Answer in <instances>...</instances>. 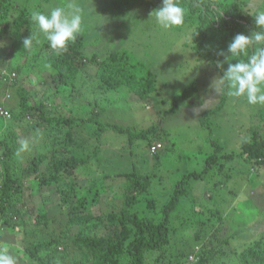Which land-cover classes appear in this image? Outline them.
I'll return each instance as SVG.
<instances>
[{
	"label": "rangeland",
	"instance_id": "rangeland-1",
	"mask_svg": "<svg viewBox=\"0 0 264 264\" xmlns=\"http://www.w3.org/2000/svg\"><path fill=\"white\" fill-rule=\"evenodd\" d=\"M17 1L20 2V0ZM47 1L44 8L50 9L56 5L63 7L62 4L69 2V0ZM82 1L84 2V0ZM91 1L99 7H107L103 0H88L83 5H89L92 3ZM259 1L253 0L251 4L249 3L253 10ZM78 2L81 5V0ZM31 3L36 10L40 8L36 0ZM121 4L123 7H127L126 3ZM115 9L112 8L106 15L107 18L101 22V44L87 47L84 51L90 52V55L96 52L99 58L115 50L129 54L132 52L133 62L136 64L140 61L136 65V72L151 71L157 76L158 95H152L147 100H142L127 89H119L116 90L118 92L111 93L107 97L101 96L99 100L94 99L95 94L92 91L98 87V81L94 75L99 66L98 64H88L87 72L79 78L77 87L72 90L74 95L72 97H65V95L56 97L53 81L55 71L48 66L42 70L43 59L35 65L28 62L29 59H34L32 53L28 51L27 54L24 52L14 53L12 25L6 31L0 27V72L8 74L9 66L15 69L18 84L22 83L25 88L30 90V103L35 105L41 100L47 101L48 99L50 104L53 103L55 106V113L51 114L52 116L61 114L71 119L83 120L95 117L106 124L115 123L123 127L134 126L138 130L159 127L158 135L156 137L152 135L157 142L163 144L164 149L160 151L158 158L150 154L145 140H138L131 146L129 136L122 137L110 130L104 133L105 137H103V146L101 147H113V149L117 147L108 160H112V164L119 160L120 164L124 161L122 168H127L128 172L136 166L141 173L151 176L153 188L157 193L164 194L168 191L176 193L184 189L188 191L186 194L184 192L182 196L184 198L181 200L183 204H178L174 216H172L170 224L172 245L168 248L169 258L173 256L174 250L176 252L178 242L184 240V236L194 235V232L199 228L197 225L191 226V217L202 219V221L205 219L213 221L216 224L214 226L212 223L213 228L221 227L223 229V232L219 234V237L223 238L229 237L234 230L242 232L243 228H246L250 231V228L254 226L257 233L261 232L264 228V184L262 181L256 183L257 176L255 174L261 172L259 175L264 176V165L260 167L262 169L260 170L246 164L240 156V148L244 141L250 138V129L260 123L261 116H258V113L261 115L264 106L249 105L246 99H233L227 95L224 84L219 81L214 84L217 79L223 77L227 70L228 62L226 56L221 55V52L227 53L229 43L222 41L224 37L214 38L216 32H212L211 40L208 39L205 45L207 55H203L202 48L197 49L196 45L190 42L191 29H188V24V27L165 31L156 24L155 17L147 19L146 16L140 21L141 16L135 11L131 12L129 17L127 15L129 12L122 13L121 17H116L111 15ZM125 11L127 12V9ZM13 14L16 15V12ZM126 16L128 19L125 22ZM83 27L84 29L89 28L87 25ZM118 38H122V41ZM37 43L40 44V42ZM46 52L50 51L46 50ZM205 56H210V60ZM232 63H236V61L233 60ZM1 79L4 81L3 77ZM192 84L197 89L195 96L184 102L176 103L174 99ZM66 94L69 96L70 89ZM9 95L10 97L7 98ZM19 99L18 87L2 85L0 102H4L12 111L10 118L0 119V140L5 139L3 146H0V173H4L3 163L10 157L4 155L7 153L5 147L13 149L12 165L17 168L25 165L24 153H21L20 156L16 155L22 141H29L28 152L46 153L50 150L44 145V137H40L38 131H34L32 120L35 119L30 116L21 117ZM197 109L201 110L197 111ZM171 110L174 111L170 112ZM74 132L76 140L81 146H88L93 150L99 145L96 140L97 135L94 134V131H89L87 126L81 125V127L75 128ZM107 136H109L108 141L106 140ZM255 136L256 142L264 145V136L260 134ZM5 142H7V146H5ZM118 147L126 151H120L121 149ZM218 147L221 152L216 154ZM85 152L90 153L84 149ZM232 154L235 159L232 162L225 161V155ZM120 155L121 157H119ZM210 157L215 160V164H211L208 168L210 171L222 173L221 169L224 173L231 175L228 184L221 188L214 186L216 177H212V172L199 180L192 178L191 182L190 176H187L202 171L206 167L207 161L211 159ZM103 158L104 156L100 159H92L87 168L78 171L80 189L89 187L90 178L99 181L97 182L98 186L103 188V179L108 173L107 170H102L106 160ZM185 177L189 183H186ZM3 178L0 175V183ZM222 179L226 180L224 176ZM125 182V178L109 181L111 185H114V189L111 191L102 190L100 194H97V199L100 202L93 200V213L101 214V212L110 210L121 211L127 203ZM30 186L31 189H28ZM159 194L154 195L159 200L158 208H161L170 197L166 196L167 199H165ZM245 196L248 200L244 199ZM153 198L155 197L151 196L150 201ZM61 199L56 185L41 184L32 188V185L28 184L22 193V202L27 208L24 211L28 212L23 214L20 222L29 228L36 222L31 218L32 214L35 217L47 213L52 218L56 217L48 234L53 232L59 236L61 230L65 228L62 223L68 220L67 215L63 214L65 208L61 204ZM148 202L143 201L137 206L139 215L160 219L157 212L148 209ZM203 205L205 208L201 207ZM202 209L204 215L201 217L198 213ZM29 210H31L30 213ZM193 214L194 216H192ZM184 221H189V227L180 232L181 230H178L177 227H181ZM24 228L25 226L14 228L1 222L0 250H5L15 256L17 264H36V261L30 259L29 254L26 253V247L32 241L35 243L39 236L34 240L31 239ZM72 230L74 233L77 231L76 227ZM206 235L215 238L211 234ZM260 237L256 235L254 239L257 241ZM234 243L231 244L235 245ZM252 243L253 241L249 243V246ZM68 250L71 251L70 247ZM42 255H46V253L42 252ZM61 255H67L63 244L59 246L56 262H61ZM154 261L155 257L148 258L145 264H154ZM195 262H197L195 257L190 258V264Z\"/></svg>",
	"mask_w": 264,
	"mask_h": 264
},
{
	"label": "trees",
	"instance_id": "trees-1",
	"mask_svg": "<svg viewBox=\"0 0 264 264\" xmlns=\"http://www.w3.org/2000/svg\"><path fill=\"white\" fill-rule=\"evenodd\" d=\"M31 1L33 0H20V2L0 0V23H2L0 27L6 31L10 25L13 26L14 53L24 52L27 54L28 51L34 58L33 60L29 59L28 62L35 65L43 59L42 70L51 67L55 71L53 81L56 97H61V95L72 97L74 95L72 90L77 87L79 78L87 72L88 64H98L99 66L94 75L98 81L97 89L92 91L95 94L94 99L99 100L101 96L107 97L111 93L118 92L116 90L119 89H127L142 100H147L152 95H158L157 76L151 71L136 72V65L140 61L136 64L133 62L132 52L129 54L115 50L99 58L98 53L94 52L90 55V52L88 53L84 49L100 43L102 38L101 22L107 18L106 15L112 8L116 9L111 15L116 17H121L122 13L128 12L129 17L131 12H138L141 21L146 16L147 19H152L154 16L151 18V14L163 6V0H103L107 5L105 8L99 7L93 1L89 5L85 4V7L83 4L88 0H84V2L81 0V6L83 5L85 13L83 26L87 25L89 28L84 29L83 27L75 42L71 43L66 51L60 53L50 49L42 33L37 35L30 51L24 49L23 40L30 37L31 32H36L30 22L31 12L36 10ZM251 1L253 0H179L185 9V25L183 27L189 26L188 29H191L190 42L196 45L197 49L201 47V53L207 55L205 45L208 39L211 40V34L215 32L214 38L224 37L222 41L229 44L238 34L250 36L256 30L254 19L247 14L253 11L251 6H248ZM37 2L40 6L39 9L37 8L38 10L45 13L50 10V8H44L48 3L47 0H36ZM121 3H126L127 7H123ZM62 5L65 7L67 4ZM15 12L16 15L13 14ZM128 17L126 16L124 19L125 22ZM118 39L122 41V38ZM46 50L50 52L48 53ZM205 57L210 58V56ZM7 69L10 71L8 74L0 72V89L2 85L18 87L20 97L18 105L21 108V117L30 116L35 119L32 120L34 131H38L40 137H44V145L48 147V150L50 149L46 153L24 152L25 165L17 168L12 165L13 149L5 147L7 153L4 155L10 157L3 163L4 173H0L4 177L0 183V224L1 222L6 223L14 228L25 226L24 230L33 240L39 236L35 243L32 241L26 247V253L29 254L30 259L36 261V264H145V261L152 257H155L154 264H190V258L193 257L197 260L194 264H264V228L258 233L255 226L250 228V231L246 228H243L242 232L234 230L229 237L223 238L219 237V234L223 232L221 227L213 228V224L216 226L213 221L205 218L202 221L195 217H191L192 225H190H197L199 228L194 232V235L184 236V240L178 242L176 252L174 250L173 256L169 258L168 248L172 245L170 226L172 216H174L178 204H183L181 200L184 198L182 197L184 192L186 194L188 191L184 189L176 193L175 191H168L164 194L157 193L153 188L151 176L141 173L136 166L128 172L127 168H122L124 161L121 164L120 160L112 164V160H108L117 147L114 149L113 147H101L103 146V137H105L104 133L110 130L122 137L129 136L131 146L138 140H145L150 154L158 158L160 151L164 149L163 144L157 142L152 135L155 137L158 135L159 127L138 130L134 126L123 127L115 123L106 124L95 117L83 120L71 119L58 113V115L52 116L51 114L55 113L54 104H50L48 99L47 101L41 100L35 105L31 104L30 90L25 88L22 83L18 84L15 69L11 66ZM13 73H16L14 79ZM2 77L4 81L1 79ZM69 89L70 94L66 96ZM196 91V86L192 84L174 101L181 103L189 100L195 96ZM9 97L10 95L7 98ZM0 107H5L10 113L12 111L4 102H0ZM259 114L258 116H261L260 123L250 129V138L241 145L240 156L246 164L262 170L260 167L264 165V145L256 142L255 135L264 136V111H261V115ZM81 125L87 126L89 131H94V134L97 135L96 140L99 145L93 150L88 146H81L76 140L74 129ZM106 140H109V136ZM4 141L5 139L0 140V146H3ZM157 144H161L162 148L152 153V148ZM5 146H7V142H5ZM84 149L90 153L85 152V154ZM118 149L126 151L120 147ZM218 152H221L219 147L216 154ZM103 156V159L106 160L104 163L102 162V170L108 172L104 181L102 180L103 188L98 186L97 182L99 181L90 178L89 187L80 189L78 171L87 168L92 159H100ZM210 158L202 171L187 176H190L191 182L192 178L199 180L212 172V177H216L214 186L221 188L228 184L231 175L224 173L221 169L222 173L210 171L208 168L211 164H215L213 157ZM233 159H235L234 154L225 155V161L232 162ZM260 173L255 174L257 176L256 183L262 181L264 184V176H260ZM223 176L226 180L222 179ZM122 178L126 179L124 186L126 187L125 196H127L126 206L121 211L112 209L113 211L101 212V214L93 213V200L100 202L97 199V194H100L102 190H113L114 185H111L109 181ZM186 183H189L187 178ZM28 184L32 185V188L41 184L56 185L57 192L62 197L61 204L65 208L63 214L68 218L67 222L62 223L65 228L61 230L59 236L53 232L48 234L56 217L52 218L47 213L35 217L31 213V218L36 222L29 228L20 222L23 214L28 212L24 211L27 208L22 202L23 189ZM28 189H31V186ZM154 194H159L162 198L169 196L170 199L164 206L158 208L159 200ZM151 196L155 198L150 201ZM244 199L248 200L246 196ZM143 201H149L148 209L157 212L160 219L139 215L137 206ZM198 215L201 217L204 215L203 209ZM188 222H182L181 227H177V229L181 230L180 232L186 230L189 227ZM74 227H76V233L72 230ZM206 234H211L215 238H210ZM253 235L261 237L256 241ZM251 241L253 243L249 246ZM233 242L235 245L231 244ZM61 244L65 246L67 255H61V262H56ZM69 247L71 251L68 250ZM42 252H45L46 255H42Z\"/></svg>",
	"mask_w": 264,
	"mask_h": 264
},
{
	"label": "clouds",
	"instance_id": "clouds-1",
	"mask_svg": "<svg viewBox=\"0 0 264 264\" xmlns=\"http://www.w3.org/2000/svg\"><path fill=\"white\" fill-rule=\"evenodd\" d=\"M247 14L254 19L256 30L250 36L236 35L228 45L227 53L221 52L226 56L228 67L223 77L214 84L217 81L224 84L227 95L233 99H246L249 105L264 106V0H260L257 7ZM84 16V9L78 0H69L65 7H52L47 13L33 10L30 22L36 32H31L30 37L23 40L24 49L31 48L37 35L42 33L50 49L57 53L66 51L82 32ZM153 16L156 24L165 31L185 25V9L179 0H163V6L155 10L151 18ZM233 60L238 62L232 63ZM12 77L14 79L15 76ZM29 149V141L24 140L16 155L20 156ZM0 264H17V259L0 250Z\"/></svg>",
	"mask_w": 264,
	"mask_h": 264
},
{
	"label": "built area",
	"instance_id": "built-area-1",
	"mask_svg": "<svg viewBox=\"0 0 264 264\" xmlns=\"http://www.w3.org/2000/svg\"><path fill=\"white\" fill-rule=\"evenodd\" d=\"M15 76V74H13ZM11 117V113L9 110H7L5 107H0V118L8 119ZM162 145L157 144L155 147L152 148L151 152L155 153L157 150L161 149Z\"/></svg>",
	"mask_w": 264,
	"mask_h": 264
}]
</instances>
